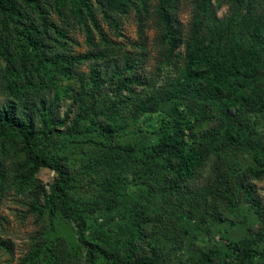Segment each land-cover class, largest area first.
Here are the masks:
<instances>
[{"label":"rangeland","instance_id":"rangeland-1","mask_svg":"<svg viewBox=\"0 0 264 264\" xmlns=\"http://www.w3.org/2000/svg\"><path fill=\"white\" fill-rule=\"evenodd\" d=\"M88 1L94 20L76 16L77 0L0 9V115L25 122L48 162L34 170L23 138L0 126V264H202L208 254L264 264V43L252 36L264 0H175L172 34L160 0L126 13ZM42 13L63 32L48 31L49 56L79 58L71 74L27 40ZM251 46L259 67L246 84L212 96L190 79L195 50L225 66ZM179 126L186 150L206 153L180 191L170 184L179 157L154 148ZM55 182L63 192L50 198ZM245 243L249 256L235 248Z\"/></svg>","mask_w":264,"mask_h":264},{"label":"trees","instance_id":"trees-1","mask_svg":"<svg viewBox=\"0 0 264 264\" xmlns=\"http://www.w3.org/2000/svg\"><path fill=\"white\" fill-rule=\"evenodd\" d=\"M98 5L102 8L105 13L108 12H119L126 13L132 6H137L138 0H95ZM145 1V0H142ZM175 0H160L158 14L160 19L164 22L165 26L168 29V32L171 33V23L172 18L169 11V7L174 3ZM7 4V0H0V9H4ZM11 7V6H10ZM15 6H13L14 9ZM73 10L77 17L83 14V10L87 15L94 20V13L92 4L88 0H77V4ZM42 31L38 29V32H26L28 42L38 49L42 60L50 62L56 70L61 73H72V65L79 58L53 55L49 56V52L45 50L46 42L45 40L48 37L51 38L52 33L48 32L53 30V33H63L62 29L53 24L48 20L46 14L40 16ZM28 24V23H27ZM48 35V36H47ZM252 36L256 42L264 43V17L260 25H258L253 31ZM175 42V37L171 38ZM199 49V48H198ZM202 58L199 54V50L191 53L190 61L187 65L188 75L191 80L196 81L202 79L207 81L208 85L211 86L210 92L212 96H217L224 90H230L235 87L236 83L246 84L244 78L240 76H252L257 74L259 67V57L254 46H251L247 51H240L237 47L233 48L232 51V61L229 65L220 66L218 63L213 62L212 60H206L202 64ZM203 65V67L201 66ZM233 77V78H232ZM43 80V79H42ZM187 90V88H186ZM242 97L246 104L250 106H258L260 101L249 93H243ZM4 123L12 128L21 138H23L26 143V153L28 157V162L33 164V169L37 170L43 165H48V162L44 158H40L34 152L32 143H31V133L28 129V126L23 121H17L14 116H5L4 114L0 115V126H4ZM90 128V126H88ZM179 134L171 133L169 136L159 139L155 144L154 148L159 149L160 151H166L167 153L175 154L179 157V162L173 167V175L170 179V184L173 188H176L178 191L183 190V186L186 182L190 181L192 177L196 174L197 169L203 165L206 160V153L197 147H192L189 150L185 148L184 140V129L182 126H179ZM47 135L48 132L46 131ZM194 134V132H192ZM59 169V168H57ZM59 175L62 177V172L59 170ZM62 183L65 184L66 180L62 178ZM53 190L50 194V198H53L56 195H60L63 192V187L60 186L59 182H55L53 185ZM33 206L39 209L37 203H34ZM235 248L244 254V256H249L253 253V249L248 244H236ZM142 260L138 262L133 261H124L121 260V264H139ZM202 264H230L228 258H222L219 254H216L214 257L210 254L206 255L202 260Z\"/></svg>","mask_w":264,"mask_h":264}]
</instances>
